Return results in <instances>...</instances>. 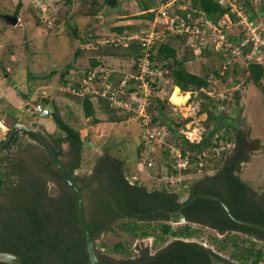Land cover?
I'll use <instances>...</instances> for the list:
<instances>
[{"label":"trees","instance_id":"obj_1","mask_svg":"<svg viewBox=\"0 0 264 264\" xmlns=\"http://www.w3.org/2000/svg\"><path fill=\"white\" fill-rule=\"evenodd\" d=\"M243 1L245 0H239L241 3ZM74 2L75 0H62L58 8V14L54 17V22L57 25L63 24L70 30V37L63 40L65 42L68 40L72 44L75 43L73 45V56L74 59H79L82 56L80 46L87 41L85 38L87 28L85 32L83 28L85 35L83 36L80 32V27H78L77 16L80 14L78 17L84 18L85 15H90L87 2H94L100 7L105 6L108 10H113L118 7L120 0H101L100 2L99 0H81L76 5ZM255 5L246 0V3H243L245 13L252 20H257L260 16L264 18V0L260 8H256ZM190 6L197 11V14L203 11L207 17L213 20L219 19L224 13L228 12V9L223 7L218 0H190ZM141 7V11H147L151 8L150 4L146 2H143ZM70 8H72V11L69 10ZM27 10L30 12V19L36 25H41L42 19L37 12L33 11L31 7H28ZM144 14L138 15V17L150 20L154 17L153 11ZM14 15H19L24 20L29 18L24 15L21 2L16 4ZM181 15L185 16L184 12ZM236 19L233 17V20ZM132 28V25H119L116 32L120 33V38H124V35L121 34H124L127 29L132 30ZM155 30L157 31L158 27H155ZM139 31L137 32L136 29L133 34H137ZM177 38L185 41L184 34L175 35V39ZM53 39L55 43L59 37L54 36ZM229 39L240 47L239 54L230 55L231 62L234 61L232 65H234L237 58L245 57V54L250 51L252 42L244 43L243 39H245V36L241 31L229 34ZM155 41L151 46L150 59L154 63H164V68L168 71L167 73L164 72V74L168 75L169 73L172 85L179 87L182 91L194 92L203 89L200 94L206 99V102H202V112H206L208 120L214 121L212 128L208 133L202 134L201 140L190 141L185 137L184 133L178 132V129L183 126L187 119L183 123L170 124L167 120L168 117H165L163 111L165 102L159 99L160 97H156L153 100V91L150 92L149 103L145 108L148 115V123H145V118L135 113L134 110L127 111L126 108L117 109L111 107L108 96L111 95L114 85L109 82L108 76L102 78L103 82L107 81L112 87L107 95H101L100 90H97V85L95 84L94 86L101 72L95 75V80L90 89L81 95L82 99L80 102L83 114L88 118L89 126L98 123L121 121L120 116L104 115L102 117L97 115L96 108L90 98L96 96L98 99L102 98L101 101L105 102V104L101 102V109L98 108L100 113H107V108H110L108 113L112 109L113 114L116 112L120 114L127 113L128 116L132 114L138 119L141 126L143 125L147 128V125H155L156 122H159L153 128L160 129L163 127L171 134L172 138H170L169 142L173 145L162 151V154L168 157V161H165V164L169 172H173L175 175L189 171L198 173L205 170L213 161L221 160V163L216 167L214 173L211 175L205 174L189 185L190 196L182 203L178 202L176 189H149L137 179L131 182L123 169L124 161L118 157L111 156L109 153L99 155L94 164L93 172L80 177L75 172L82 165V148L85 139L81 136L80 127L72 124V110L69 105H65L66 116L62 118L57 101L54 98L51 99V108L57 114V119L54 122L61 131V135L58 137H51V145L60 157L67 173L73 175L80 186L84 221L94 239L96 240L101 233L107 230H113L115 227H112V224L115 221H118L115 226L127 231L131 239L154 237V234H156L155 238H163L167 235L173 236L163 247L153 253L147 247L136 252L135 248H132L125 241L115 242L110 247V251L114 254H120L122 258L108 257L97 249L98 263L210 264V257L213 255L218 259L236 264H260L264 258V250L263 247L255 246V238L264 245V232L237 223L226 214L222 204L213 198L217 197L222 200L236 218L264 226V193L258 195L250 184L239 176L242 163L249 159L247 153L249 149L246 147L243 132L234 117L225 115V112L221 114L217 109L225 103L224 100L214 99L206 92L207 90H212L217 81L226 79L229 75L228 69L225 68L222 74L219 73L218 69L211 72L204 63V65H201V73H194L185 67L188 57L186 55L180 56L176 46L169 40L157 38ZM207 41L208 43L202 45L198 52L193 53V57H201L204 51L214 53L211 42ZM123 46L124 51L128 55L133 54L138 60L144 54L142 42L139 39H135V37L131 36V41H126ZM187 48L189 47L187 46ZM154 50H156L155 53ZM260 52L264 53V50L260 48L258 53ZM91 62L92 67L86 69L83 78L87 77L88 72L97 67L95 59H91ZM263 64L261 61L251 59L245 67L248 78L258 86H261V80L264 77ZM66 67L72 72L69 73L70 80H72L77 75L71 70L75 69V67H72L71 64H67ZM242 72L240 71L239 75ZM212 73L214 75L210 77ZM55 74V70H51L45 78H50ZM236 75L238 73L235 72L233 78L238 80L237 77L239 76L236 77ZM29 77V82L28 79L27 82L28 87L31 88L29 83H31L30 80L33 76L29 73ZM83 78L82 80L72 81V84L67 83L69 84V91L80 95L75 90H80L81 85L85 84L83 83ZM121 80H117L118 84ZM157 80L158 78L155 75L150 77V75L145 73L144 80L133 77L126 82L128 89L123 92L121 97L130 101L136 107L140 101H143L145 95L144 87H137V83L145 81L152 90V86ZM60 81L65 84L68 80L66 81L65 75H60ZM133 82H135V85ZM96 90L97 92H95ZM237 92L235 91L234 94L239 99L240 95ZM238 109L234 108V111L237 112ZM153 128H149V130ZM42 133H44V136L47 134V132ZM139 135L140 137H136V139L138 138L137 140L135 139L136 143L131 144V148L135 147V156L138 159L136 161L139 163L141 158H143L147 162L149 161V165H152L154 158L157 159L159 157L157 151L153 150L158 144L157 139L150 138L151 141H149L143 131ZM212 137H215L216 140L214 141ZM33 138L40 142L36 137L33 136ZM14 140H17V138ZM172 140L175 142L173 141V143ZM218 140L233 141L235 144L234 153L224 158L218 157L220 153L217 154L215 151ZM64 143L68 144L66 151L62 148ZM161 144L158 145L161 146ZM123 146L128 149L130 144L127 141L123 144L111 143L113 150L118 148L123 150ZM151 146L153 147L150 148ZM172 146L178 147L181 150L182 158L187 159L188 163L185 168L175 166L177 158L171 156ZM148 147L149 149H147ZM45 150L47 149L45 148ZM203 151L206 152V156H202L200 159L198 156ZM145 153L147 154L146 156ZM200 161L201 165L199 164ZM0 162V252H12L20 256L23 264H89L85 236L78 219L76 193L64 180L52 157L50 156L43 166L46 175L29 171L24 166V161L19 156L12 155V153L1 157ZM48 176L50 179L55 180L56 188L58 189L57 194H53L48 187ZM178 209L181 210L186 221L183 225L174 227L169 221V214ZM156 221H160L159 234L156 233L157 227L149 225L150 222ZM191 222L208 225L215 231L224 233L221 239H217V236L210 239L212 245L216 244L218 246V252L210 246H205L198 241L189 239L194 234ZM237 233L244 234L246 238L250 237V243L244 244V239H242L243 241L240 240ZM229 242L233 246L231 250L227 249ZM105 245L104 242L100 243V247ZM220 251H227L229 258L223 257ZM0 264L10 263L0 261Z\"/></svg>","mask_w":264,"mask_h":264},{"label":"rangeland","instance_id":"obj_2","mask_svg":"<svg viewBox=\"0 0 264 264\" xmlns=\"http://www.w3.org/2000/svg\"><path fill=\"white\" fill-rule=\"evenodd\" d=\"M100 1L101 0H99V2ZM18 2L22 3L24 15L29 17L28 20H24L21 16L17 15L20 17L21 25L18 24V21L13 23L9 20L10 18H7L8 16H16L14 14ZM61 2L62 0H0V116L2 118L5 117L7 123H4V120L0 122V138L5 135L10 125L13 123L7 110H9L10 114L13 116L21 110L24 117H22V121L18 122L27 127L30 120H38V122L43 124L42 131L47 132V136L50 134V136H48L50 139L51 137L53 138L61 135V131L57 128L52 118L46 121L42 120L41 122V119L44 118H39L38 116L30 117L28 115L29 111H24V105L26 102L31 101V97H29L27 101H24L15 89L20 88L25 92L29 89V94L38 91L44 93V96L48 97L50 101L54 98L57 101L62 118L66 116V110L64 109L65 105L68 104L71 108L72 124L80 127L81 136L85 139L82 148V165L81 168L75 172V174H78L80 177L93 172L97 157L103 153H109L111 156L122 159L124 161L123 169L126 172L127 178L131 182L137 179L149 189L164 188L168 190H177L183 186H189L205 174L211 175L214 173L216 167L221 163V160H217L216 162L213 161L205 170L198 173L189 171L187 173L181 172L175 175L173 172H169L165 164V161H168V157L162 154V151L173 144L169 142L170 138H172L171 134L165 129L161 140H157L158 144L162 143L161 146L156 144L153 149L157 151L160 158H154L152 165H149V161L147 162L143 158L137 163L136 160L138 159H136L135 156V147L131 148V144L136 143L138 139H136V137H140L139 133L141 131L145 133L146 129L149 130V128H153L158 125L159 122H156L155 125H147V128H145L143 125L141 126L138 119L132 114L130 116H128L127 113L120 114L116 112L113 114L112 109L108 113V109L110 110V108H107V113H100L98 108L101 109L102 103L105 104V102L101 101L102 98L98 99L96 96H92L90 98L96 108L97 115L102 117H104V115L120 116L121 121L98 123L89 126L88 118L84 116L80 102L82 96L76 95L68 89L72 81H78V79L82 80L86 69L92 67L91 59L97 61L96 66L102 71L96 83H94V86L95 84L97 85V90H100L99 92L101 94L112 88L110 83L107 81L103 82L102 78H106L107 76L109 82L114 85L111 92L114 96H118L122 93L121 87L123 86V81H125V87L128 89L126 82L133 77L143 80L144 73L150 75V77L151 75H155L157 78L162 77L161 80L158 79L155 83L153 82L154 86H152V90L147 84L146 87L147 92L153 91V100H155L156 97H160L159 99L165 102L163 111L165 117H168L166 118L170 124L183 123L184 120L187 119L183 126L178 129V132H185V134L192 139L198 134L202 135L208 133L214 125V121L211 119L208 120L206 118V112H202V102H206V99L200 94V91H203V89L194 92H184L178 88L179 95L184 99L180 102H174L171 99V95L177 87L172 85L171 75L169 73L168 75L164 74L165 71L168 72L167 69L164 68V63L159 62L156 66L150 68L151 71L147 70L145 72L143 70L146 66L138 65L139 60L136 59L133 54L128 55L123 49V44L126 41H131V36H135L133 33L136 29L138 32L140 28L152 26L154 19L150 21V19L138 17V15H145L144 13L154 10L155 12L153 11V13L155 17L157 8H161L162 5H167L166 9L168 13L174 12L176 9L180 11L184 10V6H187L190 11H187L186 14L195 17V19L192 20L195 25L200 24L201 20L199 19L197 11L191 14V9L193 8L190 6V0H171L169 3L166 0H120L118 7L113 10H108L105 6L100 7L94 2H87L90 15H85L84 18L78 17L80 14L77 16L80 32L83 36L86 35L85 38L87 39L85 44L80 46L82 49V56H80L79 62L77 59H74L73 56V45H75V43L72 44L69 43L68 40L67 42L63 40L70 37V30L63 24L57 25V23L54 22V17L58 14V8ZM79 2H81V0H75L74 4L76 5ZM143 2L150 4L151 7L146 12L141 11ZM255 6L256 8H260L261 3H257ZM28 7H31L33 11L37 12L38 16L42 19L41 25H36L35 22L30 19V12L27 10ZM69 10L72 11V8ZM190 16H188L189 19H191ZM257 20L264 26L263 16H260ZM156 21V25H153V27H158V38L162 40L165 39L166 41L169 40L176 46L180 56L186 55L188 57L185 67L189 71L201 73V65H204V63L211 72L222 69V65L224 64L227 65L226 69H228L229 75L226 79L217 81L212 90H207L206 92L214 99L224 100L225 103L220 105L217 109L221 114L225 112V115L234 117L235 121L239 124V128L242 130L246 140V147L249 149L247 152L249 159L242 163L239 176L250 184L258 195L263 194L264 77L261 80V86L253 83L248 78V74H246L247 69L245 68L248 61H251V59L239 57L235 60L236 64L232 65L234 61L231 62L230 60V62H227L226 56H223V54L226 53L223 44H220L214 53L204 51L201 57H193V53L198 52L200 48L192 50L191 48H187L183 39H175L174 35L172 36L170 32H168L170 30L166 27L170 28V25L165 24L164 17L158 16ZM119 25H132L133 28L132 30L127 29L124 34H121L124 35V38H120V33L118 34L116 32ZM83 28L84 32L87 28L85 35ZM232 31H240V26H233ZM66 33L68 34L66 35ZM54 36L59 37L55 43L53 39ZM139 37L140 36L137 35L135 39H139ZM208 38L211 39V37ZM206 43H208V41H205V44ZM155 52L156 50H154V53ZM258 56L260 57V61L264 63V53H258ZM140 63L142 64L141 60ZM229 63L231 64L228 65ZM67 64H71L72 67H75V69L71 70L77 75L72 80H70L71 78L69 77V73L72 72H70V69H67V67L65 68ZM51 70H55L56 74L50 78H45ZM240 71L244 73L242 72V74L239 75ZM235 72L238 73V75H236V77L239 76L237 77L238 80L233 78ZM29 73L33 76L30 80L31 83H29L31 88L28 87L30 78ZM60 75L66 76V81H68L65 84L60 81ZM210 75L213 76L214 74L212 73ZM40 77L42 78L40 79ZM119 79L122 80L118 84L117 80L119 81ZM133 83L135 85V82ZM142 86L143 84L141 81L137 83V87L141 88ZM235 91H238L237 93L240 95L239 99H237L234 94ZM144 92H146L145 88ZM147 102L149 101H140V103H145L143 106V113L145 114H147L145 110ZM13 103L15 104L13 105ZM16 105L19 106V108H16ZM48 107H52L51 102L48 103ZM234 108L239 109L235 112ZM126 141L130 144L128 149L123 146V150L119 148L113 150L111 147V143L123 144ZM173 141L174 140H172V142ZM152 147L153 146L150 148ZM62 148L66 151L68 145L66 143L62 144ZM175 148L181 152L178 147ZM147 149H149V147ZM234 151L235 145L232 141L229 146L219 152L220 155H218V157L224 158L230 156ZM4 153V151H1L0 157H3ZM11 153L14 156H19V158L24 161V166L29 171L46 175L43 166L49 159L50 152L45 150L42 145H39L36 140L27 138L21 146L17 147L14 151L12 150ZM146 155L145 153V156ZM48 179V187L52 190L51 192H53V194H57L58 189L56 188L55 180L50 179L49 176ZM117 222L118 221L113 222L112 227H115L113 230H107L101 233L95 240V249H99L100 252L108 257L122 258L120 254H114L110 251V247L118 241L129 243L132 248H135L136 252L147 247L149 251L153 253L173 238L172 235H167L163 238H155L156 234H154V237L149 236L131 239L127 231H123L115 226ZM184 223L185 222L171 224L176 227ZM159 224L160 221L149 223L151 227H157V234H159L160 230ZM191 227L194 229V234L189 238L190 240L198 241L205 246H210L218 252V246L216 244L212 245L210 239L214 236H217V239H221L224 233H219L208 225L196 222H191ZM237 234L240 240L244 239V241L242 240L244 244L250 243V237L246 238L244 234ZM102 242L106 245L100 247V243ZM255 246L263 247L264 250V245L257 239L255 240ZM232 247L231 242H229L227 249L231 250ZM220 254L225 258H229L227 251H220ZM260 264H264V258Z\"/></svg>","mask_w":264,"mask_h":264},{"label":"built area","instance_id":"obj_3","mask_svg":"<svg viewBox=\"0 0 264 264\" xmlns=\"http://www.w3.org/2000/svg\"><path fill=\"white\" fill-rule=\"evenodd\" d=\"M168 3L171 0H167ZM224 7L228 9V12H226L224 15H222L218 20H213L209 17H207L203 11H200L198 14L199 19L201 20L200 24L195 25L194 22H192L195 17H192L187 13V11H190L187 6H184V10H174V12L168 13V10L166 9L167 5H162V7L159 9L157 8V12L154 18V21L157 22L158 16L164 17V22L165 24H169L170 28L166 27L167 29L170 30V33L172 35H185V43L189 48L192 49H198L201 48L202 45L205 44V41L209 40L211 42L212 48L214 49V52H216V48L220 45L223 44L225 52L223 56H226L227 62H230L231 56L230 55H235L240 53V47L235 45L232 40L229 39V34H233V26H240V31L243 33L245 36V39H243V42H252V48L250 49L249 52L245 54V57L248 59L255 58V60L260 61V57L258 56V50L261 48L264 50V26L262 25L261 22L258 20H252L250 19L249 15L245 13L244 8H243V3H246V0L243 1L242 3L239 2V0H218ZM249 2L253 4L257 3H262L263 0H248ZM163 3V2H162ZM166 3V2H165ZM185 4V3H183ZM195 10L191 9V14ZM184 12L185 16L181 15V13ZM168 14V15H167ZM188 16L191 17V19L188 18ZM233 17L237 18L236 20H233ZM182 19V20H180ZM155 25L154 23L152 24L151 27L148 29H141L138 34H135L134 37H139V40L142 42V45L144 46L143 51L144 54L143 56L139 57V62L138 65H144L146 68L143 71L150 70V67L156 66L159 62L154 63L150 59V52H151V46L154 41L158 38V33L159 30H155ZM180 25V27H179ZM172 27V28H171ZM179 28V29H178ZM209 29V30H207ZM212 31V33H211ZM211 33V34H210ZM208 37H211L209 39ZM261 53V52H260ZM140 60L142 64L140 63ZM229 60V61H228ZM226 64L222 65V69L219 70V73L222 74L224 69L226 68ZM151 71V70H150ZM98 72H102L101 69L95 68L92 71L88 72L87 77L83 78V85H81L80 90L78 89L75 90L78 94L82 95V93L86 90L88 91L91 87V84H93L95 80V75ZM166 72V71H165ZM167 73V72H166ZM212 77V75H210ZM159 80L162 79V77L158 78ZM144 80V78H143ZM123 86L121 87L122 93L118 96H114L113 94L109 95V104L113 108L117 109H123L126 108L128 110H134V112H138L137 114L140 116H143L145 118V123H148V115L143 113L144 109L143 106L145 103H139L136 107L130 101L125 100L121 95L123 92H125L126 85L125 81H123ZM146 92L144 95L143 101H148L150 97V91L147 92V87L146 84L148 85L147 82L143 81L142 82ZM149 87V86H148ZM97 92V90L95 91ZM108 91L102 93L101 95H106ZM149 102L146 103V105ZM37 109H40V106H37ZM163 131L164 128H153L152 130L146 129V135L145 137L151 141L150 138H155L157 140H161V137L163 136ZM185 134V132H183ZM200 134L197 136H194V138H189L186 134L185 137L189 139L190 141H199L201 140ZM213 140L215 141V137H212ZM217 146H215V151L218 154L221 150L226 148L227 146L230 145V142L227 140L222 141L218 140L217 141ZM171 156L177 158V166L178 168H185L187 166V159L182 158L181 152L176 150L174 146L171 147ZM202 156H206V152L203 151L198 157L201 159ZM201 165V161L199 162Z\"/></svg>","mask_w":264,"mask_h":264},{"label":"water","instance_id":"obj_4","mask_svg":"<svg viewBox=\"0 0 264 264\" xmlns=\"http://www.w3.org/2000/svg\"><path fill=\"white\" fill-rule=\"evenodd\" d=\"M7 18H10L9 20H11L13 23L17 22V17L16 16H13V17L8 16ZM21 95H22V97L24 99H27V95L26 94L22 93ZM33 100L37 101V102H42V103H44L45 106H47V104L49 103V98H46L44 96V93H42V92H39V94H35ZM27 107H28V105H27ZM39 116L42 117V118L51 116L54 120L57 119L56 112L53 111V110H49L47 107H45L39 113ZM34 123L35 122L32 121L31 125L33 126ZM20 127L21 128H26L24 125H20ZM13 130H14V128L11 129V131L9 133V136H8V139L6 141L2 142L0 144V147H2V146L7 144L8 140L12 137ZM38 137L46 145L48 151L50 152V154L52 156V159L55 161V164L58 167L60 173L62 174L64 180L68 183V185L76 193L78 219H79V224H80V226H81V228H82V230L84 232V236H85V246H86V250H87V253H88L89 264H99L98 263V259H97L96 249H95V239H94L92 233L90 232L88 226L86 225V223L84 221L83 203H82V191L80 189V186L76 182V180L74 179L73 175H70V174L67 173L64 165L61 162L60 157L56 154L54 148L47 141V139L44 138L42 135H38ZM176 193L178 195V202L182 203L189 196V187L188 186H183V187L177 189ZM213 198L217 199L222 204L226 214L231 219H233L237 223L244 224V225L250 226L252 228H255V229H258V230L264 232V226L263 225L236 218L231 213L229 208L222 202V200H220L217 197H213ZM169 220H170V223H179V222H185L186 218L180 211H174V212H171L169 214ZM0 261L7 262V263H10V264H23L21 257L16 255V254H14V253H12V252H0ZM210 264H234V263L227 262V261H225L223 259H218V258H216L215 256L212 255L210 257Z\"/></svg>","mask_w":264,"mask_h":264},{"label":"flooded vegetation","instance_id":"obj_5","mask_svg":"<svg viewBox=\"0 0 264 264\" xmlns=\"http://www.w3.org/2000/svg\"><path fill=\"white\" fill-rule=\"evenodd\" d=\"M16 90V92L19 94V95H21L22 93H24V94H26V95H28V98L29 97H31V101L28 103L29 104V110H30V107H31V109L32 110H34V107H35V105H33L34 104V100H33V98H34V93L36 94H39V92L38 91H36V92H34V93H30L29 94V89H27L26 90V92L24 91V90H22V89H20V88H16L15 89ZM22 96V95H21ZM23 98V97H22ZM24 99V98H23ZM24 100H26V99H24ZM18 107V106H17ZM47 107H48V104H47ZM48 109L49 110H53L52 108H50V107H48ZM28 110V109H27ZM54 111V110H53ZM7 112H9V117L12 119V124L10 125V127H9V129H8V131L5 133V135L3 136V137H1L0 138V144L2 143V142H4V141H6L7 139H8V136H9V133H10V131H11V129L12 128H14V130H13V134H12V137L8 140V142H7V144L6 145H4V146H2V147H0V152L1 151H4L5 153H4V156H6V155H8V153H10L11 154V151L13 150H16V148L17 147H19V146H21L22 144H23V142L28 138V139H31V140H35L34 138H33V136L34 137H36L40 142H38L37 140V142L39 143V145H42V147L43 148H46L47 149V147H46V145L43 143V141L38 137V135H42L44 138H46L47 139V141L51 144V139L47 136V134H45V136L43 135V133H41V131H42V129H43V124H41L40 122H38V120H30L29 121V125H28V127L27 126H25L26 128H21L20 127V125H23V124H21V123H19L18 121H22V117H24V114L21 112V110H20V112H18L15 116H13L12 114H10V111L9 110H7ZM29 116L31 117V113H29ZM38 117H39V115H38ZM39 119V118H38ZM47 119H49V118H47ZM2 120H4L3 122L4 123H6V121H5V117H1L0 116V121H2ZM32 121H34L35 123H34V125L32 126L31 125V122ZM7 124V123H6ZM2 125V124H1ZM43 132V131H42ZM15 138H17V140H14ZM47 151H48V149H47ZM49 152V151H48ZM50 156H51V154H50ZM1 158V157H0ZM0 170H1V162H0ZM189 187V196H190V186H188ZM189 196L187 197V199L189 198ZM186 199V200H187ZM177 211H180L181 212V210H177ZM255 238V237H254ZM255 239H257V238H255Z\"/></svg>","mask_w":264,"mask_h":264},{"label":"clouds","instance_id":"obj_6","mask_svg":"<svg viewBox=\"0 0 264 264\" xmlns=\"http://www.w3.org/2000/svg\"><path fill=\"white\" fill-rule=\"evenodd\" d=\"M167 1V0H166ZM221 4V3H220ZM222 5V4H221ZM223 6V5H222ZM224 7V6H223ZM154 11V10H153ZM146 12V11H145ZM155 12V11H154ZM204 13V12H203ZM205 14V13H204ZM225 14V13H224ZM223 14V15H224ZM155 15H156V13H155ZM207 16V15H206ZM16 17H17V21H18V24L19 25H21V23H20V17H18L17 15H16ZM155 17H153L150 21H152L153 19H154ZM218 20V19H217ZM153 23L156 25V22H154L153 21ZM152 23V24H153ZM149 27H144V28H140V30L141 29H148ZM140 32V31H139ZM234 33H236V32H234ZM138 34V33H137ZM171 34V33H170ZM172 35V34H171ZM174 38H175V36H174ZM156 42V41H155ZM63 76V75H62ZM175 87H177V86H175ZM179 88V87H178ZM75 92V91H74ZM37 94V93H36ZM35 95V94H34ZM21 96V95H20ZM21 98H22V96H21ZM48 98V97H47ZM23 99V98H22ZM24 100V99H23ZM28 100V95H27V99L26 100H24V101H27ZM49 102H50V99H49ZM29 102H26V104L24 105L25 107H24V111L25 110H27L28 109V111H29V113H31V117H36V116H38L39 115V113L45 108V107H47V106H45L44 105V103H42V102H37V101H35L34 102V104L33 105H35V107H34V110H32L31 109V107H30V110H29V104H28ZM27 105H28V107H27ZM37 106H40V109H37ZM16 108H19V107H17L16 106ZM48 108V107H47ZM17 111H18V109H17ZM18 112H20V111H18ZM29 113H28V115H29ZM39 118H42V117H40L39 116ZM44 118H52L51 116H49V117H44ZM53 119V118H52ZM54 120V119H53ZM1 122V121H0ZM234 143V142H233ZM67 144V143H66ZM230 144H231V142H230ZM68 145V144H67ZM235 145V144H234ZM52 146V145H51Z\"/></svg>","mask_w":264,"mask_h":264},{"label":"bare ground","instance_id":"obj_7","mask_svg":"<svg viewBox=\"0 0 264 264\" xmlns=\"http://www.w3.org/2000/svg\"><path fill=\"white\" fill-rule=\"evenodd\" d=\"M46 97V96H45ZM47 98V97H46ZM171 99L174 101V102H180L182 101L184 98H182L180 95H179V89L178 87L174 90V92L172 93L171 95Z\"/></svg>","mask_w":264,"mask_h":264},{"label":"crops","instance_id":"obj_8","mask_svg":"<svg viewBox=\"0 0 264 264\" xmlns=\"http://www.w3.org/2000/svg\"><path fill=\"white\" fill-rule=\"evenodd\" d=\"M84 44H82V46H83ZM80 59V58H79ZM79 59H77L78 60V62H79ZM15 103H13V105H14ZM17 106V105H16ZM19 107V106H18ZM42 120H44V121H46V120H48L47 118H44V119H41V122H42Z\"/></svg>","mask_w":264,"mask_h":264}]
</instances>
